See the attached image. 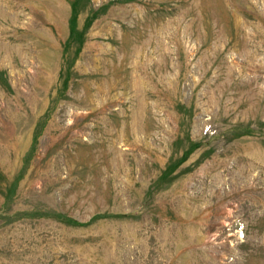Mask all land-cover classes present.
Instances as JSON below:
<instances>
[{
	"label": "rangeland",
	"instance_id": "1",
	"mask_svg": "<svg viewBox=\"0 0 264 264\" xmlns=\"http://www.w3.org/2000/svg\"><path fill=\"white\" fill-rule=\"evenodd\" d=\"M0 264H264V0H0Z\"/></svg>",
	"mask_w": 264,
	"mask_h": 264
}]
</instances>
